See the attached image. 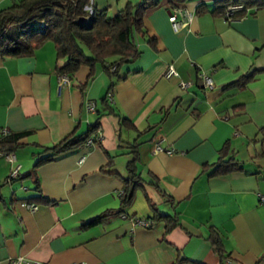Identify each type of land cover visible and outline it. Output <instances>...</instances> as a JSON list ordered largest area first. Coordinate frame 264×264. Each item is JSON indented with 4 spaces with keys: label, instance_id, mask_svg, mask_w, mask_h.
<instances>
[{
    "label": "crops",
    "instance_id": "crops-1",
    "mask_svg": "<svg viewBox=\"0 0 264 264\" xmlns=\"http://www.w3.org/2000/svg\"><path fill=\"white\" fill-rule=\"evenodd\" d=\"M13 1L0 0V8ZM89 2L87 8L114 14L123 0ZM200 3L206 10H196ZM214 5L158 0L143 15L154 45L138 36L140 54L116 73L97 65L89 78L82 66L60 89L56 65L64 58H56L52 41L30 55L0 57V128L27 132L15 162L0 154V262L22 255L44 264H264L258 200L264 194V7L229 20L212 13ZM175 7L192 14L177 30L168 20ZM168 65L177 76H164ZM202 71L212 87L203 84ZM243 76L242 85L233 84ZM181 80L188 85L181 87ZM123 116L129 123H121ZM96 119L98 143L37 167L49 202L23 201L35 194L34 176L6 178L16 162L19 173L31 169L33 142L51 145ZM155 142L174 152L153 153ZM219 156L236 158L241 168L203 169ZM134 158L142 180L132 203L85 225L119 207L126 164ZM152 207L176 224L167 228V218L153 217ZM212 230L222 254L211 243Z\"/></svg>",
    "mask_w": 264,
    "mask_h": 264
},
{
    "label": "trees",
    "instance_id": "trees-1",
    "mask_svg": "<svg viewBox=\"0 0 264 264\" xmlns=\"http://www.w3.org/2000/svg\"><path fill=\"white\" fill-rule=\"evenodd\" d=\"M157 1L123 0L117 11L109 14L107 7L91 5L87 8L90 4L89 0H15L0 8V57L30 55L43 42L49 40L54 44L56 58H64L61 64L56 65L57 74L66 73L70 77L79 68L86 66L87 77L90 78L95 73L97 65L109 74L116 73L122 63L132 61L140 54L136 40L138 36L146 38L149 44L154 45V38L146 35L143 15L145 9L157 4ZM215 1L216 5L210 11L222 16L228 5L240 4L241 7L232 12L233 19L245 15L250 8L264 7V0ZM196 10H206V6L200 3ZM247 78L243 76L233 84L242 85ZM106 96L105 94L104 97ZM126 122L129 123L123 116L121 123ZM98 127L99 121L96 119L84 131L73 130L51 145L33 142L37 150L34 152L35 160L31 169L20 173L17 170V177L9 175L6 181H11L12 178L21 180L32 175L34 176L32 188L35 194L23 198V201L38 199L49 202L41 194L36 175L37 167L74 150L89 138L93 143H98ZM26 134L25 131L0 132V154L14 152L22 144L19 139ZM130 146L132 147L130 151L137 158L135 145ZM224 147L221 150H224ZM135 158L126 164L128 175L120 193L119 207L98 214L86 221L85 225L96 223L107 215L123 213L132 203L134 192L141 185L142 180L135 171ZM239 168H241L240 162L232 156H219L215 162L203 165V169H207L209 174ZM0 199H2L1 194ZM152 208L153 217L167 218V228L176 224L175 218L159 213L155 207ZM209 237L214 249L222 254L219 234L212 230Z\"/></svg>",
    "mask_w": 264,
    "mask_h": 264
},
{
    "label": "built area",
    "instance_id": "built-area-1",
    "mask_svg": "<svg viewBox=\"0 0 264 264\" xmlns=\"http://www.w3.org/2000/svg\"><path fill=\"white\" fill-rule=\"evenodd\" d=\"M240 7H241L240 4H230V5H228L226 7V9H225L223 17H225L226 19H229V20L233 19L232 12L235 9H238ZM191 16H192L191 12L188 11L186 8L175 7V8H173L170 11V13L168 15V20L170 21L172 28L177 30L181 26L187 25L188 22L191 19ZM175 75L176 76L178 75V73L175 70V68L172 65H168L167 68L164 71V76L167 77V78H170V77L175 76ZM200 77H201V79L203 81V84L205 86H208V87H212L213 86L212 79H211L210 75L207 72L202 71L200 73ZM68 82H69V76L66 73L58 74V84H57L58 85V89H60L61 86H63L64 84H67ZM188 82L189 81H182L181 80V81H179V85L181 87H186L188 85ZM87 108L92 109L93 108V103L89 102L87 104ZM6 131H7V129L0 128V132L4 133ZM98 135H99V130H97V136ZM85 144L86 145H91V144H93V141L91 140V138H89V139H87ZM152 151H153V153L164 151V152L170 154V153L174 152V149L171 148V147H163L160 144V142H155L154 145H153ZM4 156H5L6 160L9 161V162H15L16 161V157H15V153L14 152L5 153ZM81 160H82V157L78 161H81ZM18 168H19V163L16 162L14 164V166L12 167V169H11L10 176H13V177L16 176ZM258 200H259V202L261 204L264 205V194L259 193L258 194ZM30 206H32V205H30ZM135 222L143 223V224H149L150 220L149 219H144V220L135 219ZM0 264H44V262L40 261V260H29V259L25 258L22 255H16V256H13V257H9L6 262H3V263L0 262Z\"/></svg>",
    "mask_w": 264,
    "mask_h": 264
},
{
    "label": "rangeland",
    "instance_id": "rangeland-1",
    "mask_svg": "<svg viewBox=\"0 0 264 264\" xmlns=\"http://www.w3.org/2000/svg\"><path fill=\"white\" fill-rule=\"evenodd\" d=\"M18 150H20V149H18ZM34 160H35V159H34ZM34 160H33V161H34Z\"/></svg>",
    "mask_w": 264,
    "mask_h": 264
}]
</instances>
